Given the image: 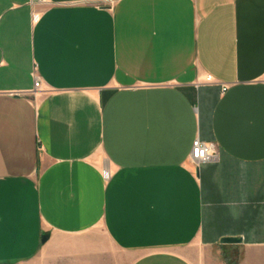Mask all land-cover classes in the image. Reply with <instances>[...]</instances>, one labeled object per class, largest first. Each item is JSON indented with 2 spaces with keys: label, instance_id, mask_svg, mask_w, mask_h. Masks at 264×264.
I'll use <instances>...</instances> for the list:
<instances>
[{
  "label": "crops",
  "instance_id": "0c3cea01",
  "mask_svg": "<svg viewBox=\"0 0 264 264\" xmlns=\"http://www.w3.org/2000/svg\"><path fill=\"white\" fill-rule=\"evenodd\" d=\"M200 249L264 264V0H0V264Z\"/></svg>",
  "mask_w": 264,
  "mask_h": 264
},
{
  "label": "built area",
  "instance_id": "2783aa9c",
  "mask_svg": "<svg viewBox=\"0 0 264 264\" xmlns=\"http://www.w3.org/2000/svg\"><path fill=\"white\" fill-rule=\"evenodd\" d=\"M35 91L40 90L42 84L41 79L35 74ZM227 86L222 88L223 92L227 91ZM192 150L190 160L196 165L199 166L202 163H207L215 160L218 157L217 146L214 143H205L200 139H196L192 142Z\"/></svg>",
  "mask_w": 264,
  "mask_h": 264
},
{
  "label": "rangeland",
  "instance_id": "374dc122",
  "mask_svg": "<svg viewBox=\"0 0 264 264\" xmlns=\"http://www.w3.org/2000/svg\"><path fill=\"white\" fill-rule=\"evenodd\" d=\"M197 253V254H196ZM195 256V261H199L201 260L202 257H205L207 255H211L213 263L214 264H228L226 262L227 258H230L233 262L235 261H239L240 257H241V252L237 251H233V250H228V251H221V250H214L213 252H206L205 250H201L200 251H195L194 253ZM198 254L200 255V258L198 256Z\"/></svg>",
  "mask_w": 264,
  "mask_h": 264
},
{
  "label": "water",
  "instance_id": "95a60500",
  "mask_svg": "<svg viewBox=\"0 0 264 264\" xmlns=\"http://www.w3.org/2000/svg\"><path fill=\"white\" fill-rule=\"evenodd\" d=\"M44 238L42 241L45 242ZM243 243V240L241 238H223L221 240L222 245H240Z\"/></svg>",
  "mask_w": 264,
  "mask_h": 264
},
{
  "label": "trees",
  "instance_id": "16d2710c",
  "mask_svg": "<svg viewBox=\"0 0 264 264\" xmlns=\"http://www.w3.org/2000/svg\"><path fill=\"white\" fill-rule=\"evenodd\" d=\"M224 251H228V250H224ZM224 260H226V262L228 263V264H239V261H232L230 258H227V259H224Z\"/></svg>",
  "mask_w": 264,
  "mask_h": 264
}]
</instances>
